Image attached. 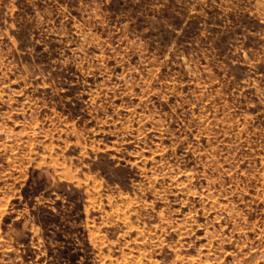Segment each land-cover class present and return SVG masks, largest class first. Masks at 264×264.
I'll list each match as a JSON object with an SVG mask.
<instances>
[{
  "label": "rangeland",
  "instance_id": "374dc122",
  "mask_svg": "<svg viewBox=\"0 0 264 264\" xmlns=\"http://www.w3.org/2000/svg\"><path fill=\"white\" fill-rule=\"evenodd\" d=\"M0 264H264V0H0Z\"/></svg>",
  "mask_w": 264,
  "mask_h": 264
}]
</instances>
